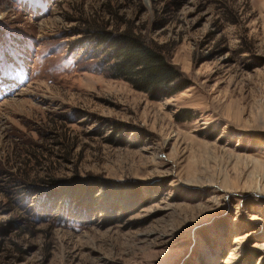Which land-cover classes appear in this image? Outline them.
Returning a JSON list of instances; mask_svg holds the SVG:
<instances>
[{"label":"rangeland","instance_id":"rangeland-1","mask_svg":"<svg viewBox=\"0 0 264 264\" xmlns=\"http://www.w3.org/2000/svg\"><path fill=\"white\" fill-rule=\"evenodd\" d=\"M93 29L159 45L187 87L108 77ZM88 177L140 199L38 209ZM0 264H264V0H0Z\"/></svg>","mask_w":264,"mask_h":264},{"label":"trees","instance_id":"trees-1","mask_svg":"<svg viewBox=\"0 0 264 264\" xmlns=\"http://www.w3.org/2000/svg\"><path fill=\"white\" fill-rule=\"evenodd\" d=\"M87 32L91 34L95 46L101 47L103 57L100 64L108 77L128 82L134 89L147 93L152 100L172 96L187 87V79L165 56L163 49L148 43L140 34L104 29ZM46 184L39 192L38 209L50 206V210H55L63 202L65 211L70 212L72 207L77 206L79 212L80 208L90 212L97 203L109 205L114 200H118L117 206L125 209L140 199L131 193L132 187L109 184L108 180L97 177L86 180L52 179ZM97 188L103 189L102 194L96 197Z\"/></svg>","mask_w":264,"mask_h":264}]
</instances>
